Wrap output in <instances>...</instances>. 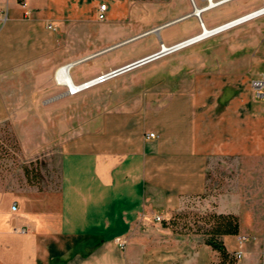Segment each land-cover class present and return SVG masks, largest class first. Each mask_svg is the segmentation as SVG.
I'll use <instances>...</instances> for the list:
<instances>
[{"label": "crops", "instance_id": "0c3cea01", "mask_svg": "<svg viewBox=\"0 0 264 264\" xmlns=\"http://www.w3.org/2000/svg\"><path fill=\"white\" fill-rule=\"evenodd\" d=\"M101 3L106 4L104 20L97 19ZM143 4L0 0V123L10 109L34 108V93L54 86V71L61 65L74 63L70 77L80 83L144 55L151 42L105 56L149 34L135 36L140 32L135 25L127 30ZM184 6L188 0L155 27L182 17ZM181 20L156 30L157 38L166 45L198 31L197 21L177 25ZM255 75H214L202 86L193 81L189 87L147 94L135 107L106 112L87 130L60 141L55 188L0 185V193L10 196L9 203H0V264L217 261L218 253L194 233L174 231L162 222L179 212L185 198L206 191L209 159L264 155V101L253 96L250 86ZM149 132L155 135L148 137ZM246 231L239 223L238 234L221 238L229 252L248 253L259 264L264 249L256 247L259 243L241 249ZM231 237L229 246L226 238Z\"/></svg>", "mask_w": 264, "mask_h": 264}, {"label": "rangeland", "instance_id": "374dc122", "mask_svg": "<svg viewBox=\"0 0 264 264\" xmlns=\"http://www.w3.org/2000/svg\"><path fill=\"white\" fill-rule=\"evenodd\" d=\"M181 1L131 0L133 6H137L138 2L144 4L128 22L130 29L127 30L135 25L141 33L134 35L140 36L165 21ZM260 1L234 0L208 10L203 17L206 22H223L256 8ZM188 5L182 10L189 11ZM195 21L196 18L190 16L177 25L190 26ZM198 32L200 27L193 35ZM157 37L151 32L113 48L105 56L126 53L151 42L142 55L146 56L159 49L160 40ZM261 71H264V14L74 94L67 93L54 81L49 90L34 93V108L10 109L7 119L0 123V185L6 188L30 185L40 191L45 186L55 188L59 177L57 145L63 139L87 130L92 119L100 118L109 111L133 108L134 103L144 101L147 94L189 87L193 81L202 86L209 76L252 75ZM22 96L28 100L32 97L30 94ZM234 195L240 199L236 201ZM9 199L8 193H0L2 205L9 203ZM217 208L236 214L241 226L248 229L241 246L243 251L258 243L260 245L256 247L264 248V155L209 159L207 189L199 196L183 200L176 214V229L194 233L196 239L203 241L195 231L208 227L205 221ZM253 227L260 231L253 234ZM233 242L234 237L226 238L229 246ZM238 261L240 264H254L255 257L242 253L234 264Z\"/></svg>", "mask_w": 264, "mask_h": 264}, {"label": "built area", "instance_id": "2783aa9c", "mask_svg": "<svg viewBox=\"0 0 264 264\" xmlns=\"http://www.w3.org/2000/svg\"><path fill=\"white\" fill-rule=\"evenodd\" d=\"M24 1L25 0H18V2L21 4V5H24ZM231 1H234V0H188V3L190 4V10L187 11L186 13H184V15L182 16V18H186V17H195L196 18V21L198 23V26L200 28H203L205 25V19L203 17V14L205 12H207L208 10H211V9H214L216 7H220L226 3H229ZM105 9H106V4L105 3H101L99 6H98V11H97V19L98 20H104L105 19ZM258 9H261L264 11V0H261L260 1V4L250 10V11H247L243 14H252L255 10H258ZM264 14V12H263ZM242 15V14H241ZM240 18V15L239 16H236L234 18H231V19H228V20H225L221 23H218L216 24L215 26L217 25H221V24H235L237 22H239L241 20ZM244 18V17H243ZM247 22V21H246ZM245 23V22H244ZM232 24V25H233ZM50 26V25H49ZM184 40V39H183ZM183 40H180V41H177L175 43H172L170 45H167L168 49L167 50H173L175 49L176 47H178V43L183 41ZM163 46H164V42L160 41L159 43V49L146 55V56H143V57H140L138 59H141L140 61H138L135 65L133 66H129V67H126V68H123V69H120V70H117V68L119 67H116L114 69H109L107 71H104V72H101L99 74H97L96 76L94 77H91L89 79H86L82 82L79 83V87H78V90L74 91V92H70L71 94H74L80 90H83V89H86V88H89V87H92V86H95L97 84H101L103 82H105L106 80L124 72V71H127V70H130L132 68H135L139 65H142L146 62H149V61H152L154 59H157L162 55V52H163ZM137 60V59H136ZM60 67H57L54 71V81L57 85L59 86H62L64 87L66 90V85L63 83L62 79L63 77H61V74L58 73V70H59ZM74 82V81H73ZM250 86H251V90H252V93H253V96L257 99H261L264 101V71H261L259 72L257 75H255L254 77L251 78L250 80ZM155 134L153 132H149L147 133V136L148 137H153ZM11 209H15V205L13 204L11 206ZM156 219L158 220L159 217L157 216ZM244 240V238H243ZM117 241V244L121 247V248H124V245H125V241L118 238L116 239ZM233 256L239 260L241 257H242V252L240 250H236L233 252ZM259 264H264V249H263V252H262V256H261V259H260V263Z\"/></svg>", "mask_w": 264, "mask_h": 264}, {"label": "trees", "instance_id": "16d2710c", "mask_svg": "<svg viewBox=\"0 0 264 264\" xmlns=\"http://www.w3.org/2000/svg\"><path fill=\"white\" fill-rule=\"evenodd\" d=\"M176 214H173L167 221H163V226H170L174 231H178L176 229ZM205 222L208 227L203 231L197 229L195 233L200 234L203 242L218 253V260L212 264H234L237 259L233 256V252L226 249L221 237L239 233L238 216L231 212L213 211L208 215Z\"/></svg>", "mask_w": 264, "mask_h": 264}, {"label": "bare ground", "instance_id": "6f19581e", "mask_svg": "<svg viewBox=\"0 0 264 264\" xmlns=\"http://www.w3.org/2000/svg\"><path fill=\"white\" fill-rule=\"evenodd\" d=\"M263 12H264L263 10L258 9V10H255L252 14H242V15H240L241 20L235 24L232 23L233 25L226 23V24L217 25L215 27L204 26L203 28H200V32H198L197 34H195L191 37H188V38L184 39L183 41L179 42L178 47H176L175 49H173L171 51L167 50L168 46L164 44L162 55H165V54L171 53L173 51L179 50L181 48H184L186 46L194 44L198 41H201L203 39L211 37L215 34H218V33H221L223 31H226L230 28H233L237 25L243 24L246 21L252 20L256 17L263 15ZM59 67L60 68L58 70V73L61 74V77H63L61 79H62L63 83L66 85V88H67L66 92L70 93V92H74V91L78 90V87L80 86L79 83L73 82L71 77H70V72H69L70 65L64 64V65H61Z\"/></svg>", "mask_w": 264, "mask_h": 264}, {"label": "water", "instance_id": "95a60500", "mask_svg": "<svg viewBox=\"0 0 264 264\" xmlns=\"http://www.w3.org/2000/svg\"><path fill=\"white\" fill-rule=\"evenodd\" d=\"M180 19H183L182 17H179V18H176V19H174V20H172V21H170V22H167V23H164V24H161V25H159V26H157V27H154V28H152V29H150V30H147L145 33H143V34H146V33H150V32H155L156 30H158L159 28H161V27H163V26H165V25H167V24H169V23H172V22H174V21H178V20H180ZM142 35V34H141ZM110 48H112V47H108L107 49H110ZM141 59H137V60H134V61H131V62H129V63H126V64H124V65H122V66H120L119 68H117V70H120V69H123V68H126V67H129V66H133V65H135L138 61H140ZM74 63H68V65H70V67L73 65Z\"/></svg>", "mask_w": 264, "mask_h": 264}]
</instances>
